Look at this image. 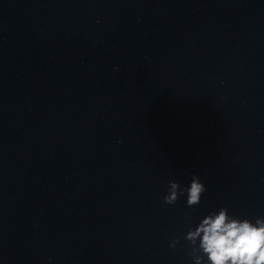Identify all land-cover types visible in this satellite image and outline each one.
<instances>
[{
  "label": "clouds",
  "instance_id": "clouds-1",
  "mask_svg": "<svg viewBox=\"0 0 264 264\" xmlns=\"http://www.w3.org/2000/svg\"><path fill=\"white\" fill-rule=\"evenodd\" d=\"M206 191L204 183L196 174L191 175L190 185L181 188L176 181H169L168 194L163 197L166 205L174 204L187 193V206L194 207L201 201ZM199 238L198 251L202 256L194 257V264H264V217L255 222L229 215L222 207L203 217L194 230H189L185 239L195 245ZM179 239H174V247Z\"/></svg>",
  "mask_w": 264,
  "mask_h": 264
}]
</instances>
